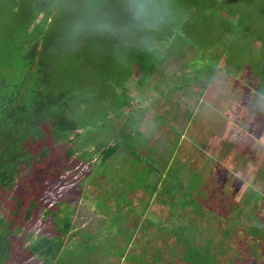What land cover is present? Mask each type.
I'll list each match as a JSON object with an SVG mask.
<instances>
[{
	"label": "rangeland",
	"instance_id": "374dc122",
	"mask_svg": "<svg viewBox=\"0 0 264 264\" xmlns=\"http://www.w3.org/2000/svg\"><path fill=\"white\" fill-rule=\"evenodd\" d=\"M171 3L173 17L151 33L150 49L106 32L82 31L70 42L82 53L115 38L132 50L125 67L139 69L117 73L126 95L116 96L111 80L89 84L95 69L75 91L87 99L76 108L93 150L86 180L96 186L72 170L65 183L44 180L50 203L61 202L72 224L57 253L68 260L58 264H264V0ZM106 10L113 23L126 22L121 0ZM52 19L46 30L68 29L57 9ZM111 145L119 151L103 159ZM75 185L84 190L71 201ZM16 194L0 193L5 213L16 209ZM36 212L27 240L14 236L16 264H49L21 252L50 232L52 220ZM13 218L20 224L24 209Z\"/></svg>",
	"mask_w": 264,
	"mask_h": 264
},
{
	"label": "trees",
	"instance_id": "16d2710c",
	"mask_svg": "<svg viewBox=\"0 0 264 264\" xmlns=\"http://www.w3.org/2000/svg\"><path fill=\"white\" fill-rule=\"evenodd\" d=\"M115 2L0 0V193L13 190L17 193L16 209L8 213L4 211L6 207L0 196V264H16L19 254H12L14 236L20 233L22 240H27L33 232L28 233V229L37 220L35 214L38 209H41L40 217L45 221L52 220L46 226L50 232L40 234L28 248L29 251L23 249L21 252L23 255L37 253L46 262L55 259L72 224L70 215L65 213L60 216L61 202L50 203L52 197L46 193L44 180L65 183L71 177L66 172L72 170L80 171L82 184L94 169L88 156L93 151L89 149L91 141L82 138L85 131H79L83 122L80 110L76 108L77 105L85 106L87 99L79 101L74 97L75 91L81 89L86 75L95 69L93 75L96 80L88 77L89 84L95 83L99 88L97 82L101 79L111 80L116 83L114 92L118 96L122 89L118 86L117 73L127 71L125 74L133 77L139 69H129L124 65L125 57L132 51L127 43H119L114 38L115 42L99 47L95 40L92 46L80 53L70 47L67 30H46L45 25L53 22V19L48 21L56 9L61 13L63 24H71L81 19L88 4L98 3L102 10L110 7L113 10ZM41 13L43 16L39 18ZM141 73L144 74V71ZM124 79L125 75L122 81ZM140 79L143 77L138 79L139 82ZM212 80L217 78L212 77ZM131 82V79L128 84L122 82L123 88L126 85L130 88ZM121 94L125 91L122 90ZM89 100L99 101L97 97ZM78 141L79 145H76ZM118 149L116 145L101 149L103 159L112 157ZM211 165L217 168L216 164ZM87 184L96 186L92 178ZM79 186L75 185L72 190L76 193L71 194V201L78 200V196L82 195L84 187ZM54 190L57 192L58 189ZM20 194L26 195V206ZM188 199L191 198H186L183 205ZM96 201L97 204L98 199ZM20 209H24L23 223L16 224L13 216ZM71 212L70 208L68 213Z\"/></svg>",
	"mask_w": 264,
	"mask_h": 264
},
{
	"label": "clouds",
	"instance_id": "9594fccd",
	"mask_svg": "<svg viewBox=\"0 0 264 264\" xmlns=\"http://www.w3.org/2000/svg\"><path fill=\"white\" fill-rule=\"evenodd\" d=\"M121 5L126 22L117 25L111 13L102 10L100 4H88L81 19L68 25L66 38L74 42L82 31L106 32L136 40L150 49L153 46L151 33L168 24L173 17L171 0H121Z\"/></svg>",
	"mask_w": 264,
	"mask_h": 264
},
{
	"label": "crops",
	"instance_id": "0c3cea01",
	"mask_svg": "<svg viewBox=\"0 0 264 264\" xmlns=\"http://www.w3.org/2000/svg\"><path fill=\"white\" fill-rule=\"evenodd\" d=\"M206 81H208V82H206L207 84L211 81V82L209 83V84H210L209 86H212V85L214 84V83H212V81H213V80H212V76H210ZM111 202H112V200H111ZM91 206H92V205H91ZM91 206H89V209H91ZM112 207H113V202H112ZM95 208L98 209L99 212H100V209L103 210V208H102L101 206H98V205H97V206L95 205ZM120 208H121V207H120ZM116 209H118V207H117ZM111 212L113 213V211H111ZM98 214H99V216H101V215H100L101 213H98ZM106 215H107V214H106ZM68 239H69V238H68ZM63 244H64V241H63V243H62V246H63ZM62 246H61V249H62ZM136 250H137V249H136ZM32 255L34 256V257L32 256V259H35V258H38V257H39V255H38L37 253L32 254ZM55 259H57V262H56L55 264H58L59 260H62V261H63L64 259H67V258H65L64 255H61V256H57V255H56ZM53 260H54V259H53ZM67 260H68V259H67ZM45 263H49V264H50V263H52V261H50V262H46V261H45Z\"/></svg>",
	"mask_w": 264,
	"mask_h": 264
}]
</instances>
